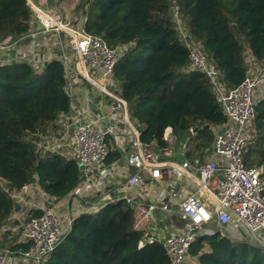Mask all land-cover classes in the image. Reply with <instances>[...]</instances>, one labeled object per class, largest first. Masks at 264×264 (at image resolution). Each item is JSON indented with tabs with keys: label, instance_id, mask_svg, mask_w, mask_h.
I'll return each mask as SVG.
<instances>
[{
	"label": "trees",
	"instance_id": "obj_1",
	"mask_svg": "<svg viewBox=\"0 0 264 264\" xmlns=\"http://www.w3.org/2000/svg\"><path fill=\"white\" fill-rule=\"evenodd\" d=\"M173 1L188 38L200 44L228 89L247 76L245 48L264 64V0H80L77 18L84 20L87 33L101 36L111 48L129 45L114 78L131 116L142 125L141 141L171 147L164 139L167 127L177 138L193 127L196 147L202 149L214 140L212 127L226 117L209 79L189 69V50L172 17ZM32 17L28 0H0V40L29 43ZM67 82L61 60L42 68L23 59L0 65V230L15 211L12 192L38 183L60 199L79 182L75 160L53 152L42 156L33 143L71 109ZM256 114L254 157L247 164L264 169V100ZM116 156L113 152L111 159ZM133 220L132 208L123 201L81 214L45 264H171L162 242L140 247L144 233L133 229ZM7 232L0 235V247L8 241L13 251L28 248L18 237L5 238ZM206 238L209 251H201ZM189 254L197 256L198 264H264V248L233 242L219 232L198 237Z\"/></svg>",
	"mask_w": 264,
	"mask_h": 264
},
{
	"label": "built area",
	"instance_id": "obj_2",
	"mask_svg": "<svg viewBox=\"0 0 264 264\" xmlns=\"http://www.w3.org/2000/svg\"><path fill=\"white\" fill-rule=\"evenodd\" d=\"M53 1L55 12L48 13L28 0L33 13L27 35L32 39L31 46L58 50L65 65L67 86H71L73 78L86 80L109 98V106L106 110L96 111L88 106L74 109L60 120L64 126L69 125V130L66 129L62 136L46 134L49 129H45L43 135L33 140L42 156L54 150L64 151L66 158L76 161L79 182L65 196L69 205L78 204V215L69 214L65 222L56 206L46 204L48 196L45 195L42 203L32 204L31 210L40 213L30 216L28 212L30 217L21 225L18 242L29 244L28 248L13 251L7 242L0 247V264H45L81 214L99 212L120 201L133 210V229L144 233L140 247L162 242L171 264H186L198 231L211 229L210 224L216 223L219 229L215 231L226 236L225 226L238 223L232 214L254 233L264 231V169L249 166L246 161V148L257 139V96L264 86V64L248 66L245 80L237 88L228 89L218 71L209 64L207 53L185 33L179 5L176 1L171 3L172 17L189 50V69L198 70L209 79L226 117L222 130L218 126L213 130L209 159L198 165L188 160L175 164L167 160L173 157L177 139L173 128L167 127L164 133V139L171 147L159 148L155 143H143L142 131L133 126L129 104L120 94L114 72L129 45L111 48L101 36L85 31L84 20L75 19L72 23L64 17L57 2ZM23 40H0L1 65L24 58ZM70 56L75 59V65ZM97 76L104 83H100ZM120 125L124 127L120 128ZM189 133L187 136L194 135L195 129L189 128ZM112 143H116L117 151L112 149ZM186 148L183 143L182 153ZM113 152H117V159H111ZM121 154L126 155L124 165L118 161ZM168 164L171 167L163 170ZM193 173L197 176L195 189L191 192H177L170 185L163 187L165 177L180 180ZM145 174L149 175V180L145 179ZM3 183L0 182L2 186ZM30 185L11 193L16 203H21L30 191ZM52 200L55 204L59 199L53 197ZM174 207L184 218L183 226L165 236L151 230L157 211H171ZM8 230L10 228L2 227L0 235Z\"/></svg>",
	"mask_w": 264,
	"mask_h": 264
},
{
	"label": "crops",
	"instance_id": "obj_3",
	"mask_svg": "<svg viewBox=\"0 0 264 264\" xmlns=\"http://www.w3.org/2000/svg\"><path fill=\"white\" fill-rule=\"evenodd\" d=\"M31 1L33 3H36L40 8H42L48 13L55 12L53 0H31ZM69 1H74V0H63L61 1V3H57L58 4L57 6L64 7L65 8L64 11H65L67 6L66 3ZM39 26L40 25L37 23L36 27L38 28ZM21 48H22V53L24 54L23 61L29 62L34 67L42 68L46 63L52 60H61L60 53L58 50H56L55 48L54 49L46 48L45 46H42L41 48H39L38 46L36 47L31 46V40L29 41V43L22 45ZM49 51H53V52H49ZM38 58H40V60L36 63L35 61ZM97 79L100 83H104L103 79L100 76H97ZM66 91L68 92V94L70 93L72 94L70 95L72 100L71 109L69 110V112H64L61 114L62 115L61 118L57 121L58 125H56V123H53L46 128V130L49 129L46 134H48L49 132V134H55L58 138L62 136V134L66 131V129L69 130V125L64 126V123H61L60 120H62L64 116H68V114L72 113L74 109L81 110L82 108L88 106L92 111H96L99 110L100 108L106 110L107 109L106 107L109 106L108 104L109 98L103 96V94L97 88L91 86L86 80L82 81L79 77L77 79L73 78V82H71V86L70 84L66 86ZM257 97H258L257 98L258 103L261 100H264V86H262L261 90H259ZM132 124L135 127L137 126L139 130L142 131V125L139 124L137 121L133 120ZM123 127L124 125H120V128ZM218 127L221 130L223 128L222 125H219ZM214 128L217 127L216 126L212 127V131L214 130ZM130 137L131 136L127 137V139H129ZM195 137H196V130L194 135H189L186 138H177L174 144L173 157L167 160L172 161L175 164H180L183 160H188L191 164L198 165L209 159L212 153L213 142L209 146L200 149L196 147L197 141ZM183 143H186L187 145L186 151L184 153H182L181 151V146ZM254 143L255 142L251 143L250 146L253 145ZM115 145L116 143L115 144L112 143V149L114 151H117L116 150L117 145L116 147ZM55 153L61 155L63 154V156H65L64 151L57 152L54 150L53 154ZM118 158H119L118 160L119 163H121L122 165L126 163V155L121 154ZM170 167L171 164H168L167 167H165L163 170L169 169ZM196 176L197 174L193 173L191 176L186 175L183 179L180 180H177L173 177H165L164 178L165 185H163V187L165 188L166 186L170 185L177 192H183V191L191 192L193 189H195ZM145 179L149 180L148 174H145ZM29 189L30 191L23 196V200L21 201V203H19L20 209L18 211H14L8 222L12 221L13 218L19 219L20 217H22V215L26 214L27 212H30L33 206L32 204L35 202L42 203V200L45 195L48 196L46 198V204L50 206H56L65 222L67 221V217L69 216V214H73L74 216L78 215L76 212V208H78V204L73 203L69 205L66 196L63 197L62 199H59L58 201H56L55 204H53L51 203V201H53L52 200L53 197L47 195L46 193L44 194L38 183L31 184L29 186ZM33 189H36V191L39 189L41 190L40 192L41 196L39 198H35L36 199L35 202H32V198H31V196L33 195ZM183 224H184L183 216L180 213H178L176 207H174L173 210L171 211L158 210L156 213V219L154 221L151 230L165 236L168 235L169 233L174 232L176 229L181 228ZM209 227L213 230L219 229L216 223L210 224ZM237 227L238 225L235 223H231L225 226L224 232H226L227 237L230 238L229 235H231L237 229ZM261 233L262 234L260 235L264 236V231H262ZM257 235L260 237L259 234ZM16 237H18L19 239V234H17ZM261 239L264 241V238Z\"/></svg>",
	"mask_w": 264,
	"mask_h": 264
},
{
	"label": "rangeland",
	"instance_id": "obj_4",
	"mask_svg": "<svg viewBox=\"0 0 264 264\" xmlns=\"http://www.w3.org/2000/svg\"><path fill=\"white\" fill-rule=\"evenodd\" d=\"M66 4H67V6H66V10L65 11H64V9H65L64 7H61V6H58V7L61 8L64 17H67L73 23L75 21V19H79V18H77L79 16V11H78L77 7L80 4V0L69 1ZM245 59H246L247 66L251 65V67H254V66L257 65V63L254 61L253 57L251 56V54H250L249 50H247V48H245ZM70 61H71L72 64L76 63V61L73 58V56H70ZM3 64L5 65L7 63L3 62ZM258 67H261V66L259 65ZM113 90H115V89L113 88ZM132 119L136 120L133 117H132ZM251 146L248 145L247 148H246V161H247V163L249 162L250 158L254 156L253 152H251ZM41 190L39 189V190L36 191V189H33V195L31 196L32 202H35V200H36L35 198H39L41 196V193H40ZM210 205H212V204H210ZM100 214L101 213H99L97 215H100ZM28 217H29V213L27 212L26 214L22 215V217H20L19 219L13 218L12 221L8 222L6 227L10 228V230H8L7 235L5 234V238L7 237L9 239V241H10V240H12V238H15L17 234H20L21 225L25 222V220L28 219ZM256 234L260 235L262 233L261 232H257ZM260 237L264 238L263 235H260ZM209 242H210L209 238L204 239V242H203L204 245H203L201 251H209V247H210L209 246ZM186 264H198L197 256H192L191 254H189V258H188Z\"/></svg>",
	"mask_w": 264,
	"mask_h": 264
},
{
	"label": "water",
	"instance_id": "obj_5",
	"mask_svg": "<svg viewBox=\"0 0 264 264\" xmlns=\"http://www.w3.org/2000/svg\"><path fill=\"white\" fill-rule=\"evenodd\" d=\"M206 127L209 128L207 125ZM56 154V153H55ZM54 154V155H55ZM20 209V205L18 203L15 204V211H18ZM232 217L238 222L237 229L229 235L233 242L236 243H246L250 244L256 247L264 248V242H262L259 238V236L254 233L251 229H249L243 222H241L236 215L232 214ZM218 232L213 229H207V230H199L198 231V237L201 236H215Z\"/></svg>",
	"mask_w": 264,
	"mask_h": 264
},
{
	"label": "flooded vegetation",
	"instance_id": "obj_6",
	"mask_svg": "<svg viewBox=\"0 0 264 264\" xmlns=\"http://www.w3.org/2000/svg\"><path fill=\"white\" fill-rule=\"evenodd\" d=\"M229 238V237H228ZM230 240L233 239V238H229ZM232 241V240H231Z\"/></svg>",
	"mask_w": 264,
	"mask_h": 264
}]
</instances>
